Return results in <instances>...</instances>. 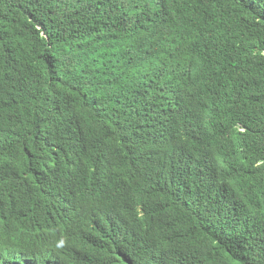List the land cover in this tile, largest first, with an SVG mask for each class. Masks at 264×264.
Here are the masks:
<instances>
[{"label": "trees", "instance_id": "trees-1", "mask_svg": "<svg viewBox=\"0 0 264 264\" xmlns=\"http://www.w3.org/2000/svg\"><path fill=\"white\" fill-rule=\"evenodd\" d=\"M0 264H264V0H0Z\"/></svg>", "mask_w": 264, "mask_h": 264}, {"label": "clouds", "instance_id": "clouds-1", "mask_svg": "<svg viewBox=\"0 0 264 264\" xmlns=\"http://www.w3.org/2000/svg\"><path fill=\"white\" fill-rule=\"evenodd\" d=\"M68 239L66 236H62L59 240L56 241V248L62 249L67 246Z\"/></svg>", "mask_w": 264, "mask_h": 264}]
</instances>
